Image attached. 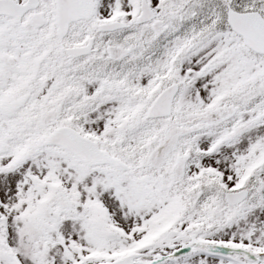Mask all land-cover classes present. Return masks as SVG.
I'll return each mask as SVG.
<instances>
[{
    "label": "rangeland",
    "instance_id": "rangeland-1",
    "mask_svg": "<svg viewBox=\"0 0 264 264\" xmlns=\"http://www.w3.org/2000/svg\"><path fill=\"white\" fill-rule=\"evenodd\" d=\"M146 1L155 20L101 35L99 55L81 61L65 58L64 48L83 30L58 43L52 0H43L48 21L39 31L0 17V72L11 70L13 80L0 99V141L11 142L0 155V245L12 247L0 248V264H13L7 254L19 264H93L114 247L140 252L134 264H252L246 255L264 251V58L249 56L226 24L227 5L264 16V0ZM97 3L100 22L133 23L134 0ZM11 38L16 52L7 53ZM35 50L46 56L34 65ZM157 77L182 92L171 116L149 121L147 105L164 87ZM58 78L64 87L51 96ZM27 88L29 105L16 109ZM63 110L129 168L85 167L43 147ZM243 187L248 197L227 205L225 194Z\"/></svg>",
    "mask_w": 264,
    "mask_h": 264
},
{
    "label": "water",
    "instance_id": "water-1",
    "mask_svg": "<svg viewBox=\"0 0 264 264\" xmlns=\"http://www.w3.org/2000/svg\"><path fill=\"white\" fill-rule=\"evenodd\" d=\"M68 1V4L66 5ZM91 0H86L85 3H80L79 0H57V12L56 21L58 25L57 35L62 37L67 31L68 22L71 20H77L79 18H89L91 14ZM25 10L21 8L14 16L9 11H3L2 14H10L16 17L18 20ZM143 12L146 14V18L143 20L151 19L150 11L143 5ZM228 23L231 27L243 36L246 44L252 50L264 53V21L260 19L255 13L239 14L228 9ZM43 24V20L38 16L35 18V26ZM119 27H123L120 23H112L108 25H102V29L112 30ZM73 55H79L77 50H68ZM84 50L80 53L83 54ZM175 86H171L161 93L152 105L147 110L148 117L164 116L169 114L171 97L175 92ZM24 97L20 98L18 104H21ZM49 144H57L58 146L72 152L79 160L86 164H100L106 163L116 169L123 170L125 168L118 159L110 157L105 151H100L95 143L90 142L87 139L82 138L72 130L68 128H60L55 130L52 136H49L46 140ZM247 194L246 190H241L235 193H227L225 198L229 204H235L241 201ZM30 242V238H28ZM138 255L132 254L125 257L122 260H117L112 263L104 264H132L133 258ZM259 260L264 262V254L259 256Z\"/></svg>",
    "mask_w": 264,
    "mask_h": 264
},
{
    "label": "flooded vegetation",
    "instance_id": "flooded-vegetation-1",
    "mask_svg": "<svg viewBox=\"0 0 264 264\" xmlns=\"http://www.w3.org/2000/svg\"><path fill=\"white\" fill-rule=\"evenodd\" d=\"M40 7V6H39ZM38 10H34V11H31V13H34V12H37ZM79 23H81L82 25H85V24H88L89 22H79ZM78 23V24H79ZM90 31H91V34L94 36V38L96 37V34L94 33V31H93V29L90 27V28H88ZM94 40V39H93ZM81 43H82V40L81 41H74V42H72V45L73 46H78V45H81ZM8 46L10 47V48H12V51L14 52V50H15V46H14V44L13 43H9L8 44ZM94 51H95V48L93 49V51H92V53H94ZM10 63H11V65H14V61L13 60H10Z\"/></svg>",
    "mask_w": 264,
    "mask_h": 264
}]
</instances>
